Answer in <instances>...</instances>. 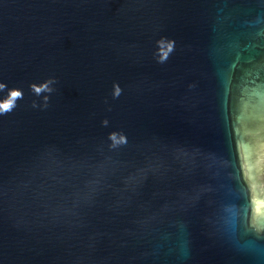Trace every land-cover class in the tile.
Returning a JSON list of instances; mask_svg holds the SVG:
<instances>
[{"label": "water", "instance_id": "1", "mask_svg": "<svg viewBox=\"0 0 264 264\" xmlns=\"http://www.w3.org/2000/svg\"><path fill=\"white\" fill-rule=\"evenodd\" d=\"M4 104L0 264H264V0H0Z\"/></svg>", "mask_w": 264, "mask_h": 264}, {"label": "snow or ice", "instance_id": "2", "mask_svg": "<svg viewBox=\"0 0 264 264\" xmlns=\"http://www.w3.org/2000/svg\"><path fill=\"white\" fill-rule=\"evenodd\" d=\"M12 95H13V97H15V96H17L19 94L18 93H13ZM0 107L7 109L9 107V105L8 104H4V105H0Z\"/></svg>", "mask_w": 264, "mask_h": 264}, {"label": "clouds", "instance_id": "3", "mask_svg": "<svg viewBox=\"0 0 264 264\" xmlns=\"http://www.w3.org/2000/svg\"><path fill=\"white\" fill-rule=\"evenodd\" d=\"M41 90L42 89H39V88L36 89L37 93H39ZM46 90H49L50 91V89H46ZM117 94H118V92H117Z\"/></svg>", "mask_w": 264, "mask_h": 264}]
</instances>
